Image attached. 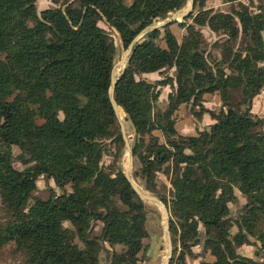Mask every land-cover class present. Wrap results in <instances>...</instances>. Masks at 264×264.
I'll return each mask as SVG.
<instances>
[{
    "label": "trees",
    "instance_id": "trees-1",
    "mask_svg": "<svg viewBox=\"0 0 264 264\" xmlns=\"http://www.w3.org/2000/svg\"><path fill=\"white\" fill-rule=\"evenodd\" d=\"M207 1L193 0L199 11L184 18L192 22H178L185 29L179 44L171 24L135 44L114 98L134 130L135 177L163 203L169 199L183 230L194 229V218L203 225L202 249L214 259L198 264H264V131L251 113L264 90V0H257L256 11L225 0L237 1L230 12L204 9ZM186 2L67 0L38 12L37 0H0V249L10 245L23 264H99L101 243L120 244L124 252L112 256L117 264L143 262L146 205L120 165L123 140L108 96L118 57L112 31L126 48L139 31ZM202 27L217 36L211 48L219 57L207 50ZM168 69L174 75L154 82L142 77ZM162 86L171 88L164 108L157 105ZM215 93L223 104L218 112L205 106ZM183 103L198 107V118L209 115L208 129L177 131L174 113ZM13 146L21 170L13 165ZM104 155L112 158L106 167ZM159 172L169 180L168 195ZM41 175L60 193L30 202ZM236 190L247 201L232 216ZM95 222L102 224L99 234ZM195 230L178 236L170 223L182 247L199 240ZM249 237L260 260L237 252ZM170 264H188L186 253Z\"/></svg>",
    "mask_w": 264,
    "mask_h": 264
},
{
    "label": "rangeland",
    "instance_id": "rangeland-1",
    "mask_svg": "<svg viewBox=\"0 0 264 264\" xmlns=\"http://www.w3.org/2000/svg\"><path fill=\"white\" fill-rule=\"evenodd\" d=\"M67 0H37V11L40 12V10L45 9L47 7L55 6L61 2H64L66 5ZM245 4H247L250 7V10L256 11V5L257 0H239ZM237 1H225V0H208L205 3L204 9H212L214 11H222V12H230L236 5ZM63 4L62 8L65 6ZM190 5V1L187 0L186 5L175 11L171 12L169 14L175 16L176 20L173 21L170 25V29L173 32L174 42L175 44H179L181 41V38L183 34L185 33V29L178 25V22L186 21L187 23H191L192 19H184L188 14L193 12L195 14L199 11V8L197 6L192 7V10L185 16L183 13V9L187 8ZM164 20H155L153 24L156 23H162ZM34 20L29 19L27 21V26L31 27L34 25ZM99 25L103 28L107 29L106 25L99 22ZM201 31L207 41V50L212 53L213 57H219V50L217 48H211L212 43L217 39V36L212 33L207 27H202ZM112 37L115 42V45L118 49V57L116 58L115 65L118 63V61L121 58L122 50L124 49L121 40L117 34L116 31H112ZM222 39V38H221ZM160 45L164 46V42L161 41ZM120 66L119 71L122 68V64L119 63L116 65ZM119 74V72H118ZM164 75H174V69H168L164 73L155 72L151 75H143L142 77L149 81H156L159 79L164 78ZM161 94L159 96L157 105L160 108H164L167 103V95L171 91V88L169 86H162L160 87ZM209 99V102H211V107L214 111L218 112L222 107V101L220 98L219 93L215 94H209L207 96ZM238 99V97H237ZM211 109V108H210ZM198 110V107H194L191 105V103H183L179 106V108L174 113V119H175V126L179 133L185 134V135H196L199 130L202 129H208L209 127V120L210 117L206 113L201 116V118H198L195 115V111ZM251 113L255 116L256 119H258L259 124L257 126V129L260 131H264V90L260 92L254 99L252 100L251 104ZM119 117L124 122L125 126V136L127 138V142L129 145H132L133 142V134L134 130L129 120H125L121 113H119ZM119 125V122H118ZM120 129V127H119ZM157 135H159L160 139L163 140V137L160 132H155ZM123 140V138H122ZM132 148V147H131ZM13 165L21 170L25 166L21 164L20 160L18 159V155L20 154V150L18 147L13 146ZM112 161V158L108 155H104L101 160V164L106 167L109 165ZM131 161V164H130ZM120 165L125 172L127 169H129V166L132 165V169L130 170L131 178L135 184H137L141 189H143L146 193H150L149 191L145 190L142 181L139 178H136L135 175H137L138 168L140 166V162L138 159L133 156H129V153L127 152V149L125 147V142L123 140L122 145V151H121V158H120ZM136 173V174H135ZM158 176V183L160 184V187H163V184L165 185V194H167L168 189H170V183L169 180L165 177V175L162 172H159L157 174ZM37 189L34 192L33 198L30 199V202H33L34 198H40V199H46L49 197L53 192L60 193V190L55 186L52 179L46 178V176L41 175L37 177ZM53 191V192H52ZM66 191H70V187L66 186ZM152 194V193H150ZM237 194V201L235 203H229V209L230 214L232 216H236L239 213V210L241 207L246 203L247 199L238 191L236 190ZM154 195V194H152ZM155 196V195H154ZM157 197V196H156ZM166 203L165 204L167 211H168V226H169V237L171 241V258L176 257L179 252L186 253V261L188 264H198L201 260L206 261H213V257L209 252H205L202 249L203 246V225L199 223L196 218L194 229L191 231H185L182 228L181 221L173 216V214L170 212L169 206L170 203L169 199H164ZM146 205V212H147V225H148V231L149 236L144 240L145 245L147 246V252L145 255H143V262L140 264H163L166 261L167 253L169 252V245H168V239L166 235L164 234V212L163 207H161L158 204L149 202V201H143ZM186 209V208H185ZM188 210V209H187ZM190 212H193L191 210H188ZM194 213V212H193ZM174 225L175 229L178 231V236H187L192 233L196 234L195 228L198 227V232H200L199 240L195 241L194 239H190V242L185 246L182 247L180 245V242L174 239V236L170 233V223ZM64 226H70V223L68 221L63 222ZM102 224L100 222L93 223V233L99 234ZM237 231V227L235 225L231 228V233L234 234ZM250 238V237H249ZM250 243L244 242L240 247L237 248V252L241 255H245L248 257H252L255 260L261 259V253L257 251L256 246H254L252 243H256L254 238H250ZM75 242L82 247V243L75 239ZM176 242V243H175ZM102 249L99 254V264H117L116 260L112 257L113 254H120L123 253L125 250V247L123 245L117 244L114 247H110L108 244L101 243ZM13 248L10 245H6L0 249V264H23V257L20 253L14 252L12 250ZM170 258V261H171ZM170 261L168 264H170Z\"/></svg>",
    "mask_w": 264,
    "mask_h": 264
},
{
    "label": "water",
    "instance_id": "water-1",
    "mask_svg": "<svg viewBox=\"0 0 264 264\" xmlns=\"http://www.w3.org/2000/svg\"><path fill=\"white\" fill-rule=\"evenodd\" d=\"M190 1V5L187 8H184L182 11L184 13L183 16L187 15L193 7V0H189ZM169 19H166L165 21H163L162 23H156V24H152L150 26L145 27L144 29H142L141 31L138 32V34L133 38V40L130 42V44L124 48L122 50V54H121V58L118 61L117 64L121 63L122 64V68L119 71V74H115L114 73V68L116 67V65L114 64L112 71H111V83L109 86V90H108V96H109V100L113 106V109L115 111V115L117 118V121L119 122V127H120V133L121 136L125 142V147L127 149V152L129 153V156H132V148L129 145V143L127 142V138L125 136V126H124V122L121 120V118L119 117V113L122 114L123 118L125 120H128L127 114L125 112V110L115 101L114 98V89H115V84L117 79L119 78V76L121 75V73L123 72V70L125 69L126 66V62L129 58V55L133 49V47L135 46V44L142 38L144 37L148 32L160 28L164 25L167 24H171L173 21L176 20L175 16L168 14ZM122 44V41H121ZM123 46V44H122ZM131 164V161H130ZM132 169V165L129 166V169H127L124 172V176L127 179V181L129 182L131 188L134 190V192L138 195V197L142 200V201H149L155 204H161V201L158 197L150 194V193H146L143 189H141L137 184H135L131 178V174H130V170ZM136 174V173H135ZM163 202V201H162ZM164 212V220H163V225H164V234L166 235L167 239H168V245H169V252L167 253V257H166V261L164 264H168L171 258V241H170V237H169V226H168V211L163 210Z\"/></svg>",
    "mask_w": 264,
    "mask_h": 264
},
{
    "label": "bare ground",
    "instance_id": "bare-ground-1",
    "mask_svg": "<svg viewBox=\"0 0 264 264\" xmlns=\"http://www.w3.org/2000/svg\"><path fill=\"white\" fill-rule=\"evenodd\" d=\"M119 69H120V66L115 67V68H114V73L118 75ZM159 205H160L161 207H163V209L165 210V208H166L165 204L161 203V204H159ZM166 210H167V208H166Z\"/></svg>",
    "mask_w": 264,
    "mask_h": 264
},
{
    "label": "crops",
    "instance_id": "crops-1",
    "mask_svg": "<svg viewBox=\"0 0 264 264\" xmlns=\"http://www.w3.org/2000/svg\"><path fill=\"white\" fill-rule=\"evenodd\" d=\"M151 74H153V73H151ZM151 74H149V75H151ZM147 75H148V74H147ZM210 104H211V102L208 101V102L205 103V106H206L207 108H209V109H210V108L213 109V108L211 107ZM211 123H213V121L210 119V120H209V124H211ZM164 263H165V262H164ZM164 263H163V264H164Z\"/></svg>",
    "mask_w": 264,
    "mask_h": 264
}]
</instances>
